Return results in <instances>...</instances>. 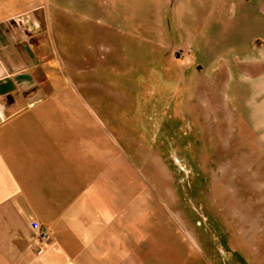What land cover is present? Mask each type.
<instances>
[{
  "label": "crops",
  "instance_id": "1",
  "mask_svg": "<svg viewBox=\"0 0 264 264\" xmlns=\"http://www.w3.org/2000/svg\"><path fill=\"white\" fill-rule=\"evenodd\" d=\"M38 1L0 0V264H216L196 226L164 222V208L148 210L149 203L161 208L149 192L148 165L134 163L131 141L129 152L69 82L55 25ZM107 1L61 0V26L76 12L107 22L121 51L139 40L155 53L173 43V25V40L185 45L167 51L173 65L200 50L201 70L216 73L205 18L216 11L223 24L225 0ZM257 62L264 70V57ZM33 222L49 240L38 239ZM241 254L237 264H264L262 245L251 260Z\"/></svg>",
  "mask_w": 264,
  "mask_h": 264
},
{
  "label": "rangeland",
  "instance_id": "2",
  "mask_svg": "<svg viewBox=\"0 0 264 264\" xmlns=\"http://www.w3.org/2000/svg\"><path fill=\"white\" fill-rule=\"evenodd\" d=\"M37 6L55 25L69 82L129 152L131 141L134 163L148 165L149 192L161 205L149 203L148 210L164 208V222L196 226L216 264H237L241 252L253 259L264 247V70L253 64L264 57V0H225L223 24L216 11L206 16L215 74L201 70L207 56L200 50L173 65L167 51L185 48L173 40V25V43L157 52L139 40L121 51L107 22L74 12L62 27L61 0Z\"/></svg>",
  "mask_w": 264,
  "mask_h": 264
},
{
  "label": "built area",
  "instance_id": "3",
  "mask_svg": "<svg viewBox=\"0 0 264 264\" xmlns=\"http://www.w3.org/2000/svg\"><path fill=\"white\" fill-rule=\"evenodd\" d=\"M32 225L37 231V237L39 240H43V241L49 240L50 236L48 231L45 230L43 227H41L38 222H33ZM39 252H42V248L39 249Z\"/></svg>",
  "mask_w": 264,
  "mask_h": 264
}]
</instances>
